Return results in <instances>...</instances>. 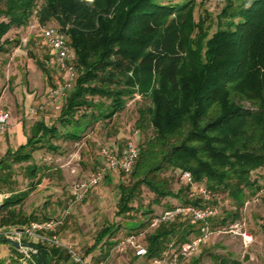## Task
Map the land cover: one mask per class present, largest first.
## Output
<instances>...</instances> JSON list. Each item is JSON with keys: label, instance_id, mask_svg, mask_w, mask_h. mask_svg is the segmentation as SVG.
I'll return each mask as SVG.
<instances>
[{"label": "trees", "instance_id": "obj_1", "mask_svg": "<svg viewBox=\"0 0 264 264\" xmlns=\"http://www.w3.org/2000/svg\"><path fill=\"white\" fill-rule=\"evenodd\" d=\"M194 7L193 0H0V51H6L11 42L5 38L10 29L27 27L34 16L38 26L52 23L65 34L76 68L55 120L50 124L43 119L34 121L26 142L7 149L0 168H8L7 160H31L32 151L38 148L56 151L54 139L78 141L88 117H94L93 112L81 109H97L99 117L111 119L124 108L128 97L138 95L149 98L150 106L138 110L135 124L142 128L146 118L154 134L144 144H136L138 156L126 174L130 184H118V215L133 209L131 203L142 185L156 202L172 197L182 204L218 206L212 198L205 200L195 194L187 182L186 188L193 191L189 198H182L179 190L171 191L165 181L156 178L164 168L188 172L193 183L225 193L237 208L246 192L260 191L262 186L251 174L264 167V0H227L210 36L204 19L195 20ZM38 64L48 75L46 68L50 67ZM99 99H107L108 105L103 106ZM25 170L28 176L38 172L33 164ZM6 181L0 175V192L5 191ZM37 183L39 179L4 199L0 228L49 219L21 211L22 201ZM236 215L226 212L219 223ZM178 217L161 222L146 237L147 258H162L166 247L176 246L177 250L198 234L199 223ZM216 217L210 219L211 228H218L213 222ZM261 230L264 234V224ZM112 232V226L101 230L85 254ZM0 243H6L2 236ZM27 243L37 250L31 255L36 264L69 261L63 248ZM104 244L110 247L114 242L108 239ZM9 247L14 255L18 253L17 248ZM226 259L218 258V263L229 264ZM189 264H197V260ZM230 264L238 263L232 260Z\"/></svg>", "mask_w": 264, "mask_h": 264}, {"label": "rangeland", "instance_id": "obj_2", "mask_svg": "<svg viewBox=\"0 0 264 264\" xmlns=\"http://www.w3.org/2000/svg\"><path fill=\"white\" fill-rule=\"evenodd\" d=\"M163 3H180L187 0H161ZM194 18L204 19L208 36L217 29V19L227 0H193ZM40 4L37 3L36 6ZM45 27H54L48 23ZM37 25L34 16L25 28L13 27L5 35L7 40L6 51H0V108L10 115L8 130L0 135V159L7 149H16L26 142L30 135V126L34 121L43 119L52 123L59 110L47 105V94L55 86L61 72L56 65H51V52L42 43V29ZM23 38L27 41L23 42ZM46 61V64L44 63ZM42 62L48 71L43 73L39 67ZM50 76V79L48 78ZM96 100V99H95ZM99 103L107 106V99H99ZM150 106L146 97L135 95L128 97L124 108L111 119L98 116V110L81 109L80 112H93L94 117H88L78 141L54 139L53 144L58 146L56 151L38 148L32 151V159L24 162L7 160L9 166L0 168V175L5 177L6 186L3 193L8 195L21 193L39 179V183L22 201L20 208L25 214L34 213L39 219L59 217L67 206L72 190L76 184L83 181L97 166L101 165L99 149L111 142L116 145L124 144L132 139L136 144H144L154 134L153 128L145 118L141 122L142 128L136 126L139 117L138 110ZM30 108L36 109L32 117H28ZM33 164L38 172L35 176H28L25 166ZM157 179L166 182L167 187L176 192L179 190L182 198H189L193 191L186 188L183 171L180 169L164 168L156 173ZM251 178L257 180L262 186L256 193H247L243 204L237 208L225 193H215L205 188L214 201L220 214L217 215L216 227L205 242L201 243L196 252L182 260V264H189L197 260V264H219L218 258H227L238 264H264V234L261 225L264 224V167L252 172ZM130 184L129 175L118 170L109 172L101 182L92 187L86 197L75 205L68 214L63 225L59 228V238L73 245L83 256L94 261L107 260L109 264H152V260L143 257L135 258L134 250L128 249L123 253L113 250L115 244L129 232L145 230L147 225L136 227L140 222L150 221L151 218L162 214L170 207L182 204L177 198L165 197L154 201V194L144 185L139 187V193L131 203L133 209L125 214L118 215V184ZM237 212L236 217L229 216L225 223H219L220 217L226 212ZM146 210L147 213L142 212ZM179 217H176L177 219ZM219 226H218V225ZM107 226L113 227L110 235L103 237L89 253L85 252L95 242L97 234ZM154 229L147 230L145 236L140 238V245L146 247V237ZM242 233L250 234L251 241L245 245ZM114 242L110 247L102 245L105 240ZM4 244V243H0ZM166 247L167 252L175 249ZM11 257H9L10 259ZM66 264H70V260Z\"/></svg>", "mask_w": 264, "mask_h": 264}, {"label": "built area", "instance_id": "obj_3", "mask_svg": "<svg viewBox=\"0 0 264 264\" xmlns=\"http://www.w3.org/2000/svg\"><path fill=\"white\" fill-rule=\"evenodd\" d=\"M26 41L27 39L23 38V42ZM42 43L52 54L49 63L56 65L59 72H61L59 82L50 88L46 97V104L51 105L58 111L76 75L75 54L69 47L65 34L54 27H44L42 29ZM35 113L36 109L30 108L28 117H32ZM9 126V112L0 108V135L5 133ZM99 155L101 165L97 166L83 181L74 186L67 206L59 217L41 221L32 220L18 227L0 228V236L20 244L17 248L18 253L7 259L5 264H36L31 260V255L36 253L37 250L28 245V241L63 248L73 264H109L107 260L95 262L86 258L73 245L63 242L58 235V230L63 225L65 217L73 211L76 204L86 197L88 191L98 185L109 172L118 170L128 174L132 171L138 156V148L132 139L126 140L121 147L109 142L100 147ZM183 179L193 186L195 194L205 200L210 199L209 192L204 187L193 183L188 172H183ZM6 197V193L0 192V205ZM218 212V208L209 203L203 206L191 204L174 205L162 214L151 218L145 230L127 233L115 244L113 250L116 253H123L128 249H132L136 256H144L146 255V249L140 245L139 240L145 236L147 230L155 229L161 222L174 220L178 216H187L192 222L199 223L198 234L183 243L177 250L172 249L162 258L152 259V264H182L183 259L194 254L198 246L206 241L211 233L210 219L217 216ZM242 239L243 243L247 245L251 241V236L250 234L242 233Z\"/></svg>", "mask_w": 264, "mask_h": 264}, {"label": "crops", "instance_id": "obj_4", "mask_svg": "<svg viewBox=\"0 0 264 264\" xmlns=\"http://www.w3.org/2000/svg\"><path fill=\"white\" fill-rule=\"evenodd\" d=\"M8 196V194H7ZM10 244L8 243H4V244H0V264H5V261L7 259H9V257H12L14 256L13 252L11 251L10 247H9ZM171 251V250H170ZM170 251H168L167 253L165 254H168ZM134 256H136L134 254ZM145 256V255H144ZM139 257H143V256H136L135 258H139ZM152 260V259H151Z\"/></svg>", "mask_w": 264, "mask_h": 264}, {"label": "water", "instance_id": "obj_5", "mask_svg": "<svg viewBox=\"0 0 264 264\" xmlns=\"http://www.w3.org/2000/svg\"><path fill=\"white\" fill-rule=\"evenodd\" d=\"M4 241L12 246H14L15 248H18L20 246V244L16 241H12L8 238H4Z\"/></svg>", "mask_w": 264, "mask_h": 264}]
</instances>
